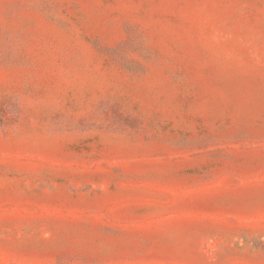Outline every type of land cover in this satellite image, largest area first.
<instances>
[{"label":"rangeland","instance_id":"obj_1","mask_svg":"<svg viewBox=\"0 0 264 264\" xmlns=\"http://www.w3.org/2000/svg\"><path fill=\"white\" fill-rule=\"evenodd\" d=\"M0 264H264V0H0Z\"/></svg>","mask_w":264,"mask_h":264}]
</instances>
